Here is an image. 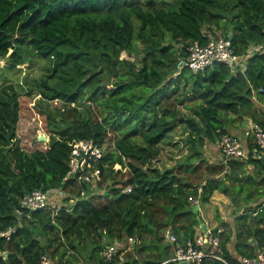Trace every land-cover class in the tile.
I'll list each match as a JSON object with an SVG mask.
<instances>
[{"label": "trees", "instance_id": "1", "mask_svg": "<svg viewBox=\"0 0 264 264\" xmlns=\"http://www.w3.org/2000/svg\"><path fill=\"white\" fill-rule=\"evenodd\" d=\"M217 30L245 57V69L231 72L215 60L203 70H177L187 43L204 42L207 31ZM258 41H264V0H0V56H7L11 65L31 54L52 62L30 85L40 93L36 106L50 130L43 148L27 150L20 144L19 93L13 83L0 85V230L17 223L8 237L0 235V264L35 262L47 249L55 264H66L62 245L78 252L82 241L92 244L87 253L96 264H111L100 255L103 238L109 242L128 236L139 241H133V250L124 246L123 264H177L169 258L171 242L164 227L171 225L180 241L197 233L202 215L189 201V190L199 197L207 219L216 223L220 210L212 195L227 188L216 176L191 185L172 167L158 165L160 142L182 124L185 139L193 145L189 159L202 155L207 141L228 132L232 114L250 116L264 126V107L257 101L264 98V52L248 51ZM122 50L134 58L122 56ZM180 81L194 98L186 104L190 112L184 119L178 118V100L172 97ZM100 95L122 113L112 127L115 132L128 125L122 135L109 128L106 117L99 118ZM50 99L60 103L52 105ZM80 138L102 145V156L94 162L100 178L94 183L64 178L70 142ZM252 143L248 140V147ZM249 162L264 168L250 151L247 158L231 161L229 177L241 181L240 186L252 180L245 169ZM190 164L179 166L190 171L198 163ZM128 184L131 189L124 191ZM36 187H62L63 205L18 215L20 197ZM81 188L85 193L79 194ZM71 194L77 197L69 203ZM248 212L239 217H248ZM262 214L257 221L264 222V210ZM223 224L228 225L225 220ZM230 234L224 229L221 246L236 263L226 246ZM237 235L240 254L252 252L250 235L264 244L262 225L245 223ZM203 264L220 263L208 257Z\"/></svg>", "mask_w": 264, "mask_h": 264}, {"label": "built area", "instance_id": "2", "mask_svg": "<svg viewBox=\"0 0 264 264\" xmlns=\"http://www.w3.org/2000/svg\"><path fill=\"white\" fill-rule=\"evenodd\" d=\"M207 40L202 42L194 39L185 46L186 53L179 56L177 68L183 67L192 70H203L211 65L215 60L223 61L228 65L231 72L245 69L246 59L235 50L232 40L228 35L221 33L206 32ZM248 51L264 52V41L252 42L248 46ZM241 134L232 132L222 133L219 137V157L218 161L223 166V172L231 170V161L235 158H245L249 151L252 155L259 158L264 167V126L250 116L243 117ZM245 137V138H243ZM252 141L250 147L246 142ZM71 150L68 157L69 169L64 176L76 177L78 180L94 183L100 178V169L94 166V162L98 161L102 156V145L97 143L93 138H80L70 142ZM246 147H244V145ZM131 186L125 185L124 191H129ZM200 190V187H198ZM85 193V188L80 189L79 194ZM65 192L62 187L42 188L36 187L23 194L16 207L18 215L25 213L30 216L31 210L35 208H53L57 209L63 205ZM77 195L68 197V202H73ZM71 198V199H70ZM73 198V199H72ZM61 199L62 202H58ZM189 201L195 205L196 210L202 215L205 221L204 226L198 225V231L195 235L187 237L184 241H180L173 231L171 225L164 227V235L171 242L174 248V254L169 258L178 260L183 264H203L204 259L213 258L220 264H264V244L253 243V251L249 254H239L237 262L233 263L224 253L221 246V234L224 231V224L218 223L216 226L210 223L204 215L200 200L197 195L190 192L188 194ZM55 200V201H54ZM66 204V202H65ZM262 210V206L248 210L253 215ZM17 227V223L10 224L6 228L0 230V235L8 237ZM128 240L133 242L136 240L133 236H128ZM101 257L106 261H112L111 264H123L119 245L113 240L106 242L100 249ZM22 264H55L54 258L47 252H42L35 262H23Z\"/></svg>", "mask_w": 264, "mask_h": 264}, {"label": "rangeland", "instance_id": "3", "mask_svg": "<svg viewBox=\"0 0 264 264\" xmlns=\"http://www.w3.org/2000/svg\"><path fill=\"white\" fill-rule=\"evenodd\" d=\"M223 25V23H222ZM214 26V25H212ZM221 30H217L216 33H221ZM11 48H9V51ZM122 56L129 57L130 59L134 58V55L128 54L126 50H122L121 52ZM51 60H46L44 58L38 57L34 54H31L29 57H25L24 60L20 63L11 65L9 63V60L7 59V56H0V85L1 84H7V83H13L15 88L17 89L18 99H19V109H18V119L16 123V132L20 140V144L27 150L34 149L36 147H45L48 141L49 136V127L46 126V119L45 114L41 113L36 106V101L40 97V93L38 92L37 88H33L31 90L30 85L32 83V79L39 77L45 72L46 65L51 64ZM189 71H192V69L188 68ZM178 70V68H177ZM113 76L111 79L107 82V86H111ZM176 90L174 91V94L172 97H174L175 100H178V107L180 109V113L182 116V119H184V114H187V112H190V108L186 107L187 103H193L194 98L190 96V91L187 90L185 86H183V82L180 81L175 86ZM172 95V94H171ZM259 97H257V101H259ZM264 100V98H263ZM110 98H108L106 95H100L99 98L96 101V109L99 114V118H104L108 120L109 128L113 131L112 127L115 124L119 123L121 112H118L114 108V103H110ZM50 102L52 105H58L60 103V100L54 99ZM233 118L230 122H232V125L235 129H238L241 125V120L239 122L237 114H232ZM115 127V126H114ZM128 129V125H124L118 129L115 130V134L122 135L123 131ZM113 132H111L113 134ZM229 132V131H228ZM45 135L46 137L43 138L42 135ZM186 132L184 131L182 124H177L169 133L166 135L160 142V154L158 160H156V163L161 166H169L172 167L174 171L179 173L180 175H183L185 180L190 181L191 185L202 184L205 182V179H208L211 176H216L219 174L218 172H221V165L217 164L214 161H209L206 159L204 154L198 155V157H191L189 159H186V157L189 155L191 150H193V145H191L186 139ZM214 142V141H212ZM216 145H219V139L215 141ZM244 147H246L245 144H243ZM200 147V146H199ZM218 147V146H217ZM203 156V157H201ZM199 158H202L199 160ZM185 161H191L192 164H190V167H193L195 163H198L196 168H193L190 171H186L183 169L182 166H179V163L185 162ZM214 162V163H213ZM215 165L213 168L212 165ZM115 167H120L119 163H115ZM216 172V173H214ZM213 173V174H211ZM222 179L221 187L225 186L226 194L229 195V200H227L223 208L224 199L220 198L221 190L217 189L216 191L219 192V195H216L215 192H213L212 200L216 203L219 202L217 205V208L221 211H223L222 214L227 215L225 217L226 220H228V224L233 229L240 228V226L243 223H248L251 220H253L254 217H252L250 214L246 218H240L238 217L239 214L243 212H246L248 207H244L249 204H254L258 201H260L262 198H264V183L257 184L256 181H248L245 182L243 185L240 186L241 181L232 180L229 177V173L225 174V177H219ZM233 181V182H231ZM233 184V185H231ZM104 187L102 186L100 190L102 191ZM241 193V197L238 196L239 192ZM192 192L189 190V193ZM249 193V195H247ZM76 195V194H72ZM65 196V195H64ZM213 197L215 199H213ZM68 200V198L66 197ZM71 199V198H70ZM73 199V198H72ZM55 201V200H54ZM58 202H62L61 199ZM228 205V207L226 206ZM195 207V205H194ZM58 208V207H57ZM196 209V208H195ZM196 213L200 214L197 210H195ZM263 211L259 212L258 218L263 216ZM201 215V214H200ZM199 216V215H198ZM254 216H257L256 214ZM257 221V220H256ZM199 224L204 226L205 221L202 217L199 216ZM243 226V225H242ZM38 235H40L38 233ZM103 245L105 242H107L106 238H103ZM114 241L119 245L121 248V251L124 255V246L126 248H130L133 250L134 243L138 242L139 240L129 243L127 238L126 240L123 239H117L115 238ZM63 243V242H62ZM63 247H66L65 253L63 254V259H66L68 264H96V260H94L92 257H90L87 253V251L91 248L92 244L89 242L82 241L81 244L78 245L80 247L81 251H76V249L71 248L70 246L66 245L65 243L62 245ZM85 250V251H84ZM45 252L50 253V250L47 249ZM61 252H58L60 255ZM174 254V248L173 245L170 244V256Z\"/></svg>", "mask_w": 264, "mask_h": 264}, {"label": "crops", "instance_id": "4", "mask_svg": "<svg viewBox=\"0 0 264 264\" xmlns=\"http://www.w3.org/2000/svg\"><path fill=\"white\" fill-rule=\"evenodd\" d=\"M259 102L264 107V100L263 101H259ZM238 116H240V115H238ZM231 118H233V115H230V119H228V121L226 122L227 130L229 132H232V133L241 134V128H242V124H243V119L244 118L241 117V116H240V118H238L239 122L242 119L241 120V125H240V127L238 129H235L233 127L232 122H230L231 121ZM243 138H245V137H243ZM249 139L250 138H248V140ZM248 140H247V142H248ZM247 142H246V144H247ZM217 146L218 145H216L215 142L207 141L204 144V146H203V154L206 157V159H208L209 161H211V162L214 161L217 164H220V162L218 161L219 149H218ZM247 157H248V155L245 158H247ZM220 165H222V164H220ZM245 169H246V171H247L248 174H251L252 175V177H251L252 180L249 179V180H246L245 182L256 180V183L257 184L264 183V168H262L261 165L260 166H256L254 163L249 162V163H247ZM222 170H223V167H222ZM222 170H221V172H223ZM214 173H216V172H214ZM227 173H230V171L229 172H226V173H223V174H218L217 177L224 178L225 177V174H227ZM237 181H239V180H237ZM221 194L222 195H220V198L224 199V201H222L221 203H223V202H226L227 203V200H229V198H230L229 195L226 194V193H224V192H221ZM217 204H219V202ZM224 205H225V203H223V208H226V207H224ZM226 206L228 207V205H226ZM258 206H262V210L258 211V213L256 214L257 215L256 217L251 212H248L252 217H254L253 220H251L250 222H248V224H251L252 226H257L258 224L264 226V222L263 221H260V222L259 221H256L258 219L259 212H261V211L264 210V198H262L260 201L254 203V204H249V205L244 206V207H248L247 210L255 209ZM217 213H218V211H217ZM222 213H223V211L220 212V214H219V220H217L216 223L215 222L214 223L210 222L211 224H213V226H216L218 223H223L224 220L228 223V220L225 219V217H227V215L222 214ZM243 224H245V223H243ZM242 225L240 226L241 228H242ZM241 228H238V230L241 229ZM224 229L225 230L230 229V231H231L230 238H229V240L227 242V245H226L227 246V249L229 250V252L232 255H234L235 257H237L240 254L238 248L236 247V243H237V240H238L237 239L238 238L237 228L234 227L232 229L229 224L228 225H225L224 224ZM247 242L249 243V245H252L253 246V243L256 242V238L253 235H250V236L247 237ZM252 248H254V247H252ZM66 264H68V263H66ZM71 264H73V262ZM177 264H183V263L182 262H178Z\"/></svg>", "mask_w": 264, "mask_h": 264}, {"label": "water", "instance_id": "5", "mask_svg": "<svg viewBox=\"0 0 264 264\" xmlns=\"http://www.w3.org/2000/svg\"><path fill=\"white\" fill-rule=\"evenodd\" d=\"M178 118H179V119H182V116H179ZM42 137L45 138L46 136L43 134ZM6 254H7V252L5 251V252H4V255H6Z\"/></svg>", "mask_w": 264, "mask_h": 264}]
</instances>
